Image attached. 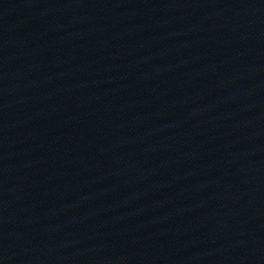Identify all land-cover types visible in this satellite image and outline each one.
Masks as SVG:
<instances>
[{
  "label": "water",
  "instance_id": "1",
  "mask_svg": "<svg viewBox=\"0 0 264 264\" xmlns=\"http://www.w3.org/2000/svg\"><path fill=\"white\" fill-rule=\"evenodd\" d=\"M0 264H264V0H0Z\"/></svg>",
  "mask_w": 264,
  "mask_h": 264
}]
</instances>
